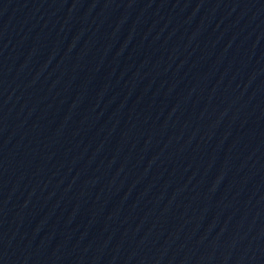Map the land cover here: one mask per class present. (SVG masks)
I'll list each match as a JSON object with an SVG mask.
<instances>
[{
    "label": "water",
    "instance_id": "water-1",
    "mask_svg": "<svg viewBox=\"0 0 264 264\" xmlns=\"http://www.w3.org/2000/svg\"><path fill=\"white\" fill-rule=\"evenodd\" d=\"M0 264H264V0H0Z\"/></svg>",
    "mask_w": 264,
    "mask_h": 264
}]
</instances>
